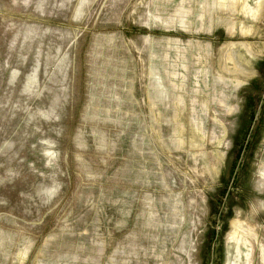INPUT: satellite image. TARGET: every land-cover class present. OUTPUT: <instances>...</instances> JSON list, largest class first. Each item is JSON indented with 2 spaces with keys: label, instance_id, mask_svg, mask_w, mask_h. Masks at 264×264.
<instances>
[{
  "label": "rangeland",
  "instance_id": "obj_1",
  "mask_svg": "<svg viewBox=\"0 0 264 264\" xmlns=\"http://www.w3.org/2000/svg\"><path fill=\"white\" fill-rule=\"evenodd\" d=\"M0 264H264V0H0Z\"/></svg>",
  "mask_w": 264,
  "mask_h": 264
},
{
  "label": "bare ground",
  "instance_id": "obj_2",
  "mask_svg": "<svg viewBox=\"0 0 264 264\" xmlns=\"http://www.w3.org/2000/svg\"><path fill=\"white\" fill-rule=\"evenodd\" d=\"M216 63V62H215ZM186 224V223H185Z\"/></svg>",
  "mask_w": 264,
  "mask_h": 264
}]
</instances>
